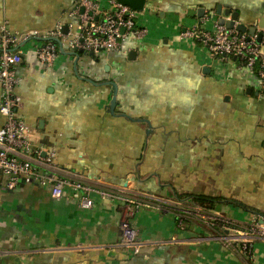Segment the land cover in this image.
I'll list each match as a JSON object with an SVG mask.
<instances>
[{"label":"crops","instance_id":"1","mask_svg":"<svg viewBox=\"0 0 264 264\" xmlns=\"http://www.w3.org/2000/svg\"><path fill=\"white\" fill-rule=\"evenodd\" d=\"M77 1L0 0V34L5 23L18 33L58 24L69 32ZM148 2L154 8L141 20L149 35L124 41L120 52L77 57L64 43L47 66L27 44L16 89L17 117L35 145L56 151L57 177L147 201L131 218L142 251L120 244L125 204L94 196L83 209L72 191L54 199L24 182L9 191L0 175V264H264V241L254 242L252 257L238 255L214 220L251 223L240 203L264 214L263 88L237 59L215 61L181 36L200 23L189 10L212 15L219 4L264 34V0ZM186 193L229 203L194 208L184 230L175 211L188 208L177 197Z\"/></svg>","mask_w":264,"mask_h":264},{"label":"built area","instance_id":"2","mask_svg":"<svg viewBox=\"0 0 264 264\" xmlns=\"http://www.w3.org/2000/svg\"><path fill=\"white\" fill-rule=\"evenodd\" d=\"M72 15L75 20L68 34L64 33L62 24L49 32H12L6 23L1 27L0 114L5 123L0 128V175L5 178L4 187L9 191L15 190L21 182L48 190L54 199L72 191L79 196L83 209L94 207V196L103 201L125 204L127 209L120 223V244L133 254H140L143 242L132 226L131 218L148 203L131 195L57 177L53 171L56 151L35 145L28 126L17 117V110L21 107V99L16 92L20 83L18 67L28 52L27 44L33 42V52L40 63L52 66L58 60L59 48L64 43L71 52L77 50L99 55L120 52L124 41L144 40L149 35L139 12L116 0H78ZM238 24L236 22L232 28L221 25L214 11L212 15L206 13L198 25L186 29L181 36L201 45L215 61L237 59L241 66L256 76L264 89V40L259 42L256 36L242 33ZM214 220L223 223L219 234L225 247L238 255L252 257L254 242L264 241L262 216H253L249 224L239 223V228L231 226L234 221L222 216H216ZM178 223L183 226L182 216H178Z\"/></svg>","mask_w":264,"mask_h":264},{"label":"water","instance_id":"3","mask_svg":"<svg viewBox=\"0 0 264 264\" xmlns=\"http://www.w3.org/2000/svg\"><path fill=\"white\" fill-rule=\"evenodd\" d=\"M118 3L129 6L133 10L141 12L144 11L147 8L148 0H116ZM216 15L219 18V23L221 25H225L228 28H232L236 22H238V30L241 31L242 33H248L250 36H256L259 42H262L264 40V34L262 32H259L256 27H248L245 23L239 22L240 21V14L239 12L233 11L232 9L229 8H224L223 5L219 4L216 8ZM207 13V9L204 7H200L197 9H191L187 12L188 17L191 18H198L202 19ZM162 15V14H161ZM230 18L229 20H227ZM260 27H264L260 25ZM63 31L65 34H68V28L67 26H64ZM74 56L79 57L81 54H84L82 51H77L74 50L73 53ZM134 52H131L129 54L130 58L134 56ZM90 56H95V54L90 53ZM251 90H248L250 93ZM264 91V89H263ZM258 95V93H257ZM116 106V98L112 100V113H114V109Z\"/></svg>","mask_w":264,"mask_h":264},{"label":"trees","instance_id":"4","mask_svg":"<svg viewBox=\"0 0 264 264\" xmlns=\"http://www.w3.org/2000/svg\"><path fill=\"white\" fill-rule=\"evenodd\" d=\"M78 3V1H77ZM77 5V4H76ZM218 6V5H217ZM216 6V8H217ZM147 7L153 9L154 6L152 3L148 2ZM215 8V9H216ZM214 8H212L211 13H213ZM217 10V9H216ZM177 197L180 201L186 199L187 203H188V208L186 207V209L184 207L182 208L183 210L180 211H175V213L177 214H181L183 215V229L184 230H188L187 229V223L190 222V220L194 217V208H198L201 209L204 212H212L215 210L217 204L219 203H229V199L222 197V196H212V195H203V194H177ZM140 200L147 202L146 200H144L143 198H140ZM185 204V203H184ZM187 205V204H186ZM237 205V204H236ZM242 209H244L245 212L252 214V216H262L264 217V214L261 213L260 211L253 209L251 207H249L248 205L244 204V203H240L238 204ZM190 209V210H189ZM191 213V214H190ZM176 220L178 222V216H176ZM215 227L218 228L220 226H223L222 222H216ZM231 226H234L236 228L241 227V224L234 222L233 224H231Z\"/></svg>","mask_w":264,"mask_h":264},{"label":"rangeland","instance_id":"5","mask_svg":"<svg viewBox=\"0 0 264 264\" xmlns=\"http://www.w3.org/2000/svg\"><path fill=\"white\" fill-rule=\"evenodd\" d=\"M140 14H141L143 17H141ZM146 14H147V13H146ZM139 18H140V19H143V18H144V12H143V11L139 12ZM140 22H141V21H140Z\"/></svg>","mask_w":264,"mask_h":264}]
</instances>
